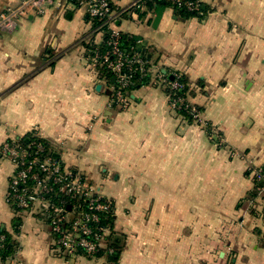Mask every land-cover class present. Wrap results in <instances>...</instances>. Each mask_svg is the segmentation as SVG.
I'll list each match as a JSON object with an SVG mask.
<instances>
[{"label":"crops","instance_id":"0c3cea01","mask_svg":"<svg viewBox=\"0 0 264 264\" xmlns=\"http://www.w3.org/2000/svg\"><path fill=\"white\" fill-rule=\"evenodd\" d=\"M18 1L0 0V11ZM131 1L111 0L118 10ZM200 1L203 18L147 6L127 10L117 28L155 68L188 77L207 127L171 108L165 84L112 105L82 44L94 21L67 0L0 35V145L36 135L114 201L117 264H264V201L249 169L264 165V0ZM14 172L0 157V231L17 247L0 264H111L57 248L40 206L7 200Z\"/></svg>","mask_w":264,"mask_h":264},{"label":"built area","instance_id":"2783aa9c","mask_svg":"<svg viewBox=\"0 0 264 264\" xmlns=\"http://www.w3.org/2000/svg\"><path fill=\"white\" fill-rule=\"evenodd\" d=\"M55 0H19L16 4L9 5L0 11V35L13 32L20 21L29 15L44 14ZM149 0H132L126 8L118 10L112 7L111 0H67V4L85 8L89 17L99 24L93 25L91 35L104 34L103 27L111 31L108 43L111 50L104 56L95 54L88 56V60L94 67L99 62L105 63L109 71L115 77L117 85H111L110 103L120 107H127L130 102L129 90L135 84L134 75L140 77L149 76L152 84L166 83V75L160 68H155L149 58L139 49L125 52L120 46L121 32L117 28V21L127 10L140 11L147 6ZM177 6H185L189 10L200 9V0H165ZM137 43V41H136ZM138 44V43H137ZM139 45V44H138ZM103 58V60H101ZM174 89L182 88L178 81L171 82ZM171 108L179 112L182 106L190 107L192 120L198 124L208 125L203 112L198 105L188 97L170 96ZM38 137L36 135H33ZM24 136L13 137L5 140L0 145V157L10 160L15 166V172L10 180V188L7 200H13L19 210H27L40 206L48 217L55 235L57 248L67 255L77 253L94 257L105 247L104 241L110 227H94L90 222L97 223L100 220L99 211L115 214L114 201L102 194L100 189L91 183L82 172L69 169L62 160L52 156V152L46 145L36 140L24 143ZM211 138H218L216 131L212 130ZM223 145V140L217 141ZM255 182V192L264 201V165L250 167ZM64 195L69 198L79 197L87 203L89 210L80 209V204H74L68 208L69 200L60 198ZM264 217V209H263ZM4 239V236L1 237ZM107 252L113 253L114 248L109 247ZM8 256L0 261L10 259Z\"/></svg>","mask_w":264,"mask_h":264},{"label":"trees","instance_id":"16d2710c","mask_svg":"<svg viewBox=\"0 0 264 264\" xmlns=\"http://www.w3.org/2000/svg\"><path fill=\"white\" fill-rule=\"evenodd\" d=\"M193 1V0H190ZM195 1V0H194ZM146 6L148 7H154V6H168L171 7L175 10L176 14L179 17L182 18H190V17H199V18H203L205 17L208 13V7L205 6L202 2H200V9L198 10H189L187 9V7L185 6H177L176 4L172 3V2H168L165 0H149L145 3ZM113 7V5H112ZM141 11V10H140ZM94 24L97 25L99 24V21H94ZM103 30H105L106 32H104V38L102 40V42L97 43L95 41V36L96 33L93 34L90 38L84 37L82 40V44L86 47L87 51V55L88 56H92L95 54H100L102 56H104L105 54H107V52H109L111 50V45L108 43V40L111 37V31L107 29V27H103ZM120 46L122 47V49L125 52H129L131 50H138L139 49V45L136 43V39L132 34L129 33H124L121 32V36H120ZM103 60V58L101 59ZM150 60V59H149ZM151 62V61H150ZM51 65H53V61L50 63ZM99 74L101 75V77H104L107 81L108 84L110 85H117V82L114 80L112 81V78L114 77L113 74L109 71V69L107 68V65L105 63H101L99 62L96 66ZM166 69V91L169 94V96H171L172 99L176 98V97H188L190 99V95L193 93V89L191 88V82L189 81L188 77L177 70H172L169 68H165ZM172 76V78H171ZM134 80H136L135 84L132 85L130 87L129 90V94L131 96V90L136 89L137 87H140L142 85H148L150 84V77L149 76H145V77H140L139 73H137L136 75H134ZM173 81H178L179 83L182 84V88H177L174 89L171 86V82ZM192 106L190 107H184L182 106L181 109H179V113L184 115L185 117H187L188 119L192 120V115L190 114L189 111H191ZM198 108H200L202 110V108L200 106H198ZM24 143H29L32 142L34 140L38 141V142H42L46 145L47 149H50V145L42 138L39 137H35L33 135H30L26 138H24ZM52 156L58 158L54 153H52ZM84 175V177H86V175L84 173H82ZM87 178V177H86ZM65 198L67 201L69 200V204L71 207L74 206V204H80V209L83 210H89L87 203L84 202V200L82 198L79 197H75V198H69L66 197L64 195H61L60 198ZM10 203L15 206L13 200L10 201ZM98 215L100 217L99 222L94 223V222H90L91 226L94 227H101V226H108L110 227V229L113 228V222H114V216L115 214L113 213H105L103 211H99ZM4 236V239H1V237ZM104 246L101 247V249L95 254L94 257H100L103 255H108V260L109 262H111V264H117L119 258H120V254L123 248V242L121 241V239L118 236H114L112 237V235H107L104 241ZM112 247L114 248V252L113 253H109L107 252L108 248ZM17 247H16V242L12 239L11 235L5 230H1L0 231V255L2 256L3 259L7 258L8 256H13V254L15 253ZM91 257V256H89Z\"/></svg>","mask_w":264,"mask_h":264},{"label":"water","instance_id":"95a60500","mask_svg":"<svg viewBox=\"0 0 264 264\" xmlns=\"http://www.w3.org/2000/svg\"><path fill=\"white\" fill-rule=\"evenodd\" d=\"M139 50H140L142 53H145V52H146V49H145V48H142V47H140ZM163 72L166 73V72H167L166 69H164ZM171 78H172V76H171ZM114 80H115V77L112 78V81H114ZM98 88H100V85H99ZM68 208L70 209L71 206L69 205Z\"/></svg>","mask_w":264,"mask_h":264},{"label":"rangeland","instance_id":"374dc122","mask_svg":"<svg viewBox=\"0 0 264 264\" xmlns=\"http://www.w3.org/2000/svg\"><path fill=\"white\" fill-rule=\"evenodd\" d=\"M208 125L206 124L205 127H207ZM51 152L53 153L52 149H51Z\"/></svg>","mask_w":264,"mask_h":264}]
</instances>
